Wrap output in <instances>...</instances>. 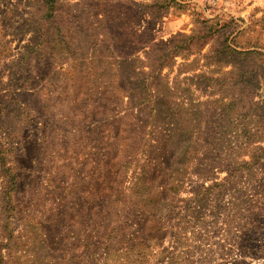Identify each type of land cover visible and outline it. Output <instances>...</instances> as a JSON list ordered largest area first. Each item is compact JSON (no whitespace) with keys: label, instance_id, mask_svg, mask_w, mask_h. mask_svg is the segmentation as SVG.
Returning <instances> with one entry per match:
<instances>
[{"label":"rangeland","instance_id":"rangeland-1","mask_svg":"<svg viewBox=\"0 0 264 264\" xmlns=\"http://www.w3.org/2000/svg\"><path fill=\"white\" fill-rule=\"evenodd\" d=\"M0 264H264V0H0Z\"/></svg>","mask_w":264,"mask_h":264},{"label":"built area","instance_id":"built-area-1","mask_svg":"<svg viewBox=\"0 0 264 264\" xmlns=\"http://www.w3.org/2000/svg\"><path fill=\"white\" fill-rule=\"evenodd\" d=\"M216 1V0H215Z\"/></svg>","mask_w":264,"mask_h":264}]
</instances>
